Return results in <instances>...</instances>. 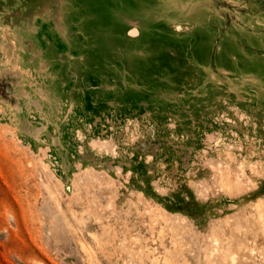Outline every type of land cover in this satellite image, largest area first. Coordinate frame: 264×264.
I'll return each instance as SVG.
<instances>
[{
	"label": "rangeland",
	"instance_id": "obj_1",
	"mask_svg": "<svg viewBox=\"0 0 264 264\" xmlns=\"http://www.w3.org/2000/svg\"><path fill=\"white\" fill-rule=\"evenodd\" d=\"M0 264H264V0H0Z\"/></svg>",
	"mask_w": 264,
	"mask_h": 264
}]
</instances>
